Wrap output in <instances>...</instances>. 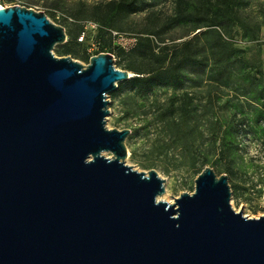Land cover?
<instances>
[{
  "label": "water",
  "instance_id": "95a60500",
  "mask_svg": "<svg viewBox=\"0 0 264 264\" xmlns=\"http://www.w3.org/2000/svg\"><path fill=\"white\" fill-rule=\"evenodd\" d=\"M67 40L0 7V264H264V215L233 208L227 175L207 166L170 203L157 170L126 164L108 95L134 74L111 53L55 55Z\"/></svg>",
  "mask_w": 264,
  "mask_h": 264
},
{
  "label": "rangeland",
  "instance_id": "374dc122",
  "mask_svg": "<svg viewBox=\"0 0 264 264\" xmlns=\"http://www.w3.org/2000/svg\"><path fill=\"white\" fill-rule=\"evenodd\" d=\"M110 1L2 0L0 5H20L43 12L53 23L66 29L68 39L79 35L71 44L72 54L64 55L58 46L53 52L59 57L71 56L85 66L93 56L111 53L117 48L124 51L120 56L114 55L115 66L121 70H127L130 63L136 66L148 63L149 60L141 56L140 51H135L141 36L155 30L168 42L184 32L175 24L168 26L164 23L174 14V0H139L134 12L119 13L109 32L101 35L103 23L98 21L99 16L93 9L101 4L102 13L107 14L106 5ZM245 13L251 23L263 22L264 0H251ZM223 35L234 48L243 50V57L261 70L264 79V24L254 40L243 36L242 30ZM156 40L159 38L156 37ZM239 67L240 64H236L230 68L236 72ZM237 80L236 76L231 78L233 85H237ZM125 83L119 82L118 88L108 95L110 114L107 126L110 129L131 130L126 141L129 149L127 165L146 173L157 170L166 181V193L162 197L167 196L166 201L174 203L180 194L194 192L198 169L208 153V146H211L210 162L205 167L210 166L219 176H228L233 208L252 218L264 215V121L257 122L255 111L259 106L249 98L251 89L233 90L205 78L201 83L188 82L177 91L159 86L153 95L143 97L135 95ZM188 95L193 100L191 107L194 110L190 123L196 128L194 134L187 138L183 132L173 135L171 128L174 125L169 126L167 117L163 120V115L170 109L174 111L175 123H180L187 115L182 105L187 104ZM231 124H237L238 128L240 125L237 135L239 151L238 156L229 161L219 156L217 147L223 131ZM184 140L194 141V148H181ZM106 155L112 156L111 153Z\"/></svg>",
  "mask_w": 264,
  "mask_h": 264
},
{
  "label": "trees",
  "instance_id": "16d2710c",
  "mask_svg": "<svg viewBox=\"0 0 264 264\" xmlns=\"http://www.w3.org/2000/svg\"><path fill=\"white\" fill-rule=\"evenodd\" d=\"M250 1L174 0V14L170 15L164 23L168 26L175 24L184 32L170 40L172 42H166L165 39L159 37V32L155 30L141 36L135 51H140L139 54L147 58L149 62L139 66L130 63L127 70L134 73V76L125 84L130 87L131 91H134L135 95L143 97L153 95L159 86L171 87L177 91L188 82L201 83L205 78L211 79L214 84L233 88V90L247 91L248 87L249 90L251 89L249 98L255 105L259 106V109L255 111L257 122L264 121V79L262 72L243 57V50L234 48L223 35V33L232 35V32L242 30L243 36L246 38L252 40L257 38L264 21L253 24L247 18L245 12ZM138 4L139 0H112L106 5L109 10L107 14L102 13L101 4L96 5L93 11L95 15L99 16L98 21L103 23L100 34L109 32V28H112L113 21L119 13L134 12ZM204 14L207 15L206 18L203 17ZM78 36L71 37L66 43L58 45L64 55L72 54L71 44ZM156 37L159 40H156ZM122 52H124L122 48H117L111 53L120 56ZM236 64H240V67L235 72L230 67ZM253 70L256 72L253 73ZM234 76L238 79L237 85H233L231 81ZM188 96L187 104L182 105L183 111L187 115L184 114V119L180 123H175L173 120L174 111L171 112L170 109L163 115V120H166L167 117L169 126L174 125V128H171L173 135L183 132L184 137L187 138L194 134L196 128L194 124L191 125L190 123L194 110L191 107L193 100L190 95ZM171 105L174 106V103ZM239 128L237 124L229 125L219 139L220 142L217 147L219 156L226 160L231 161L238 156L237 135ZM186 140L183 141L181 148L188 150L194 148V141L186 142ZM210 150H212L211 146H208V153L201 162L198 175L210 162L208 157Z\"/></svg>",
  "mask_w": 264,
  "mask_h": 264
},
{
  "label": "bare ground",
  "instance_id": "6f19581e",
  "mask_svg": "<svg viewBox=\"0 0 264 264\" xmlns=\"http://www.w3.org/2000/svg\"><path fill=\"white\" fill-rule=\"evenodd\" d=\"M1 7V6H0ZM161 200H167L168 198H167V196H164V197H161L160 198Z\"/></svg>",
  "mask_w": 264,
  "mask_h": 264
},
{
  "label": "built area",
  "instance_id": "2783aa9c",
  "mask_svg": "<svg viewBox=\"0 0 264 264\" xmlns=\"http://www.w3.org/2000/svg\"><path fill=\"white\" fill-rule=\"evenodd\" d=\"M0 1H2V0H0ZM1 6V5H0ZM13 6V5H12ZM9 7V6H8Z\"/></svg>",
  "mask_w": 264,
  "mask_h": 264
}]
</instances>
